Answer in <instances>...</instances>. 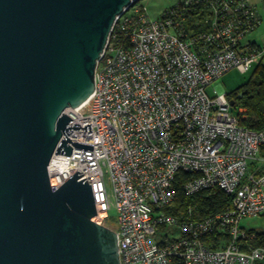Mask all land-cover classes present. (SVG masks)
<instances>
[{
    "label": "built area",
    "instance_id": "built-area-1",
    "mask_svg": "<svg viewBox=\"0 0 264 264\" xmlns=\"http://www.w3.org/2000/svg\"><path fill=\"white\" fill-rule=\"evenodd\" d=\"M135 4L111 29L89 101L64 111L81 127L67 137L93 150L53 155L52 190L77 172L87 181L92 221L115 233L120 264H264L240 227L264 215V131L241 125L245 109L226 94L206 93L263 61L264 46L246 40L259 13L249 0H178L151 20ZM215 191L230 206L202 217L191 203Z\"/></svg>",
    "mask_w": 264,
    "mask_h": 264
},
{
    "label": "water",
    "instance_id": "water-1",
    "mask_svg": "<svg viewBox=\"0 0 264 264\" xmlns=\"http://www.w3.org/2000/svg\"><path fill=\"white\" fill-rule=\"evenodd\" d=\"M138 1L0 0V264H120L87 181L52 190L47 167L93 150L67 137L81 127L64 111L89 101L111 29Z\"/></svg>",
    "mask_w": 264,
    "mask_h": 264
},
{
    "label": "trees",
    "instance_id": "trees-1",
    "mask_svg": "<svg viewBox=\"0 0 264 264\" xmlns=\"http://www.w3.org/2000/svg\"><path fill=\"white\" fill-rule=\"evenodd\" d=\"M254 70L248 83L227 97L235 112L241 107L245 109L246 119H241V125L250 130L264 131V65L262 62ZM194 199L191 204L196 205L202 217L219 214L230 206V199L222 191H215L208 196L205 193H199ZM179 200L186 203L183 195H180ZM249 235L252 237L249 243L253 248H264V230L250 231Z\"/></svg>",
    "mask_w": 264,
    "mask_h": 264
},
{
    "label": "rangeland",
    "instance_id": "rangeland-1",
    "mask_svg": "<svg viewBox=\"0 0 264 264\" xmlns=\"http://www.w3.org/2000/svg\"><path fill=\"white\" fill-rule=\"evenodd\" d=\"M177 2L178 0H140L134 5V8L136 9L144 6L146 8L147 17H149L151 20H155L161 17V14L166 9L177 5ZM132 12L133 8H131V10L127 14L131 15ZM258 28L249 33L246 40L252 39V36H254V33H256ZM262 64L264 65V59L262 61ZM255 68L256 65L251 68V71H249V73H242L239 70H231L230 72L226 73L225 76L216 80L206 89L207 95H209L211 98L216 97L219 94L229 95L230 93L239 89V87L248 83L253 75V72L255 71ZM108 203L110 204V209L107 212L109 218L107 219L106 224L113 230H116L115 220L117 214L114 209V203L110 191ZM240 227H242V229L247 232L264 230V216H259L256 218H244L240 223Z\"/></svg>",
    "mask_w": 264,
    "mask_h": 264
},
{
    "label": "crops",
    "instance_id": "crops-1",
    "mask_svg": "<svg viewBox=\"0 0 264 264\" xmlns=\"http://www.w3.org/2000/svg\"><path fill=\"white\" fill-rule=\"evenodd\" d=\"M255 6L256 11L260 16V25L254 36H252V41L257 45L264 46V0H249ZM264 216V215H262Z\"/></svg>",
    "mask_w": 264,
    "mask_h": 264
},
{
    "label": "bare ground",
    "instance_id": "bare-ground-1",
    "mask_svg": "<svg viewBox=\"0 0 264 264\" xmlns=\"http://www.w3.org/2000/svg\"><path fill=\"white\" fill-rule=\"evenodd\" d=\"M87 102H88V101H87ZM87 102H86V103H87Z\"/></svg>",
    "mask_w": 264,
    "mask_h": 264
}]
</instances>
